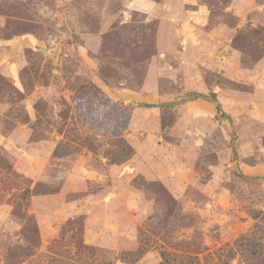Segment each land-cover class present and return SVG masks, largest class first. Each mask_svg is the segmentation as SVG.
<instances>
[{"label": "rangeland", "instance_id": "rangeland-1", "mask_svg": "<svg viewBox=\"0 0 264 264\" xmlns=\"http://www.w3.org/2000/svg\"><path fill=\"white\" fill-rule=\"evenodd\" d=\"M131 1L0 0V41L42 45L0 72V264H112L69 209L114 184L120 259L264 264V0H200L202 29Z\"/></svg>", "mask_w": 264, "mask_h": 264}, {"label": "crops", "instance_id": "crops-1", "mask_svg": "<svg viewBox=\"0 0 264 264\" xmlns=\"http://www.w3.org/2000/svg\"><path fill=\"white\" fill-rule=\"evenodd\" d=\"M130 7L143 13H152L159 10H174V13L177 14L175 19L178 18V23L181 25L184 24L183 29L185 27L188 28L185 22H190L191 26H195L194 28L197 29L204 28L206 21H208V13L210 10V7L200 0H132ZM40 45L41 42L32 37L0 41V72L14 79L16 72H18V62L20 63L21 58H17L16 61L11 57V54L25 48H34L36 50ZM0 145L12 147L13 142L12 140H8L7 136L0 135ZM127 174L130 173L127 172ZM113 188L115 189L114 198H110V193L106 197H99V199L90 197L88 203L85 201L86 198L82 199L83 202H79L80 199H76L75 202L70 203L72 204L69 209L71 213H85L86 215L83 234L84 243L87 246H94L112 255V264H160V260L156 258L153 252L145 253L137 262H128L120 259L119 256L121 253L137 246L133 228L131 225L124 223L126 221L131 223L133 207H138V199L128 191H122L124 188L117 187V184H114ZM106 189L105 187L104 190ZM118 205L121 207L117 208L116 206ZM100 206L101 210L102 207L104 209L102 217L96 211V208ZM94 215L95 217H93ZM122 220H124V223L121 222ZM123 224L124 226H122ZM123 238L127 239L125 244L121 241Z\"/></svg>", "mask_w": 264, "mask_h": 264}, {"label": "trees", "instance_id": "trees-1", "mask_svg": "<svg viewBox=\"0 0 264 264\" xmlns=\"http://www.w3.org/2000/svg\"><path fill=\"white\" fill-rule=\"evenodd\" d=\"M199 96H195L194 97V99H197ZM205 99H207L206 97H205ZM212 101H214L215 103L217 102V100H216V94H212ZM217 110L221 113V114H223V112H222V108H221V105L217 102Z\"/></svg>", "mask_w": 264, "mask_h": 264}]
</instances>
